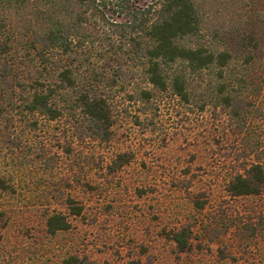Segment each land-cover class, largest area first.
<instances>
[{
    "label": "rangeland",
    "instance_id": "obj_1",
    "mask_svg": "<svg viewBox=\"0 0 264 264\" xmlns=\"http://www.w3.org/2000/svg\"><path fill=\"white\" fill-rule=\"evenodd\" d=\"M11 52L0 77V264H61L70 255L88 264H264V189L227 191L251 164L264 169V57L247 69L233 61L248 85L226 91L231 105L215 92L213 69L186 75L183 101L150 85L138 57H95L109 109L103 134L80 111L29 112L33 63ZM52 214L68 228L48 233Z\"/></svg>",
    "mask_w": 264,
    "mask_h": 264
},
{
    "label": "trees",
    "instance_id": "obj_2",
    "mask_svg": "<svg viewBox=\"0 0 264 264\" xmlns=\"http://www.w3.org/2000/svg\"><path fill=\"white\" fill-rule=\"evenodd\" d=\"M109 9L123 11V20L109 17ZM263 29L264 0H154L144 8L130 0H0V77L8 72L11 51L19 49L36 74L28 84L31 90L25 106L29 112L55 119L64 112L80 111L105 134L109 109L94 82L99 75L95 57L117 63L129 55L138 57L150 85L160 91L169 86L183 101L189 96L186 75L201 76L213 69L215 92L231 105L233 99L226 91L248 85L244 71H231L232 63L240 60L244 69L260 65ZM17 41L21 46H15ZM143 93L149 98V91ZM262 189L260 163L233 176L227 186L233 196ZM71 207L73 213L80 212ZM68 225L62 214L46 220L48 233ZM172 237L180 249L185 248L179 232ZM61 264L88 263L70 255Z\"/></svg>",
    "mask_w": 264,
    "mask_h": 264
}]
</instances>
